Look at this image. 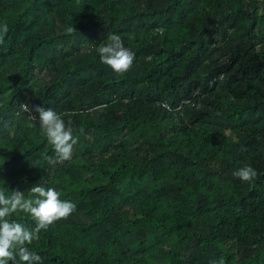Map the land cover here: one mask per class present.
Returning a JSON list of instances; mask_svg holds the SVG:
<instances>
[{
    "label": "trees",
    "instance_id": "1",
    "mask_svg": "<svg viewBox=\"0 0 264 264\" xmlns=\"http://www.w3.org/2000/svg\"><path fill=\"white\" fill-rule=\"evenodd\" d=\"M4 23L0 189L76 205L27 245L44 264H264V0H0ZM36 106L75 113L70 159L49 162Z\"/></svg>",
    "mask_w": 264,
    "mask_h": 264
},
{
    "label": "clouds",
    "instance_id": "2",
    "mask_svg": "<svg viewBox=\"0 0 264 264\" xmlns=\"http://www.w3.org/2000/svg\"><path fill=\"white\" fill-rule=\"evenodd\" d=\"M8 31L6 23L0 25V44H4ZM67 31L70 33L73 29L69 28ZM107 40V44L96 48L101 63L117 74L128 72L135 53L124 46L122 38L117 34H109ZM22 105L26 112L32 111L28 105ZM34 111L38 113L42 135L55 152V159L50 158L49 162L62 163L70 159L78 137L73 135L71 120L66 124L62 116L75 113L58 114L52 108L43 106H36ZM29 118L36 123V116L29 115ZM232 175L242 182H251L258 173L250 164H246L233 171ZM60 197L61 193L55 188L41 185L32 186L27 198L23 191L12 190L10 194H6L5 190L0 189V264H9V261L17 264V256L20 264H44V257L30 250L27 245L39 239L41 230H48L51 225L67 219L76 210L75 203ZM18 212L27 214L35 226L29 229L15 220H10ZM210 264H224V261H211Z\"/></svg>",
    "mask_w": 264,
    "mask_h": 264
},
{
    "label": "built area",
    "instance_id": "3",
    "mask_svg": "<svg viewBox=\"0 0 264 264\" xmlns=\"http://www.w3.org/2000/svg\"><path fill=\"white\" fill-rule=\"evenodd\" d=\"M162 106H163L164 108H168V104H167L166 102H162Z\"/></svg>",
    "mask_w": 264,
    "mask_h": 264
}]
</instances>
